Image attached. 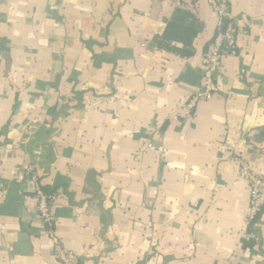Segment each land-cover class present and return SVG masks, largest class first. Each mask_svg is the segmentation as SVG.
I'll return each mask as SVG.
<instances>
[{
	"label": "crops",
	"instance_id": "1",
	"mask_svg": "<svg viewBox=\"0 0 264 264\" xmlns=\"http://www.w3.org/2000/svg\"><path fill=\"white\" fill-rule=\"evenodd\" d=\"M228 2L238 55L186 118L217 28L204 0H0V264H61L30 162L82 264H264L234 160L264 176V0ZM182 20L189 55L157 47Z\"/></svg>",
	"mask_w": 264,
	"mask_h": 264
},
{
	"label": "built area",
	"instance_id": "2",
	"mask_svg": "<svg viewBox=\"0 0 264 264\" xmlns=\"http://www.w3.org/2000/svg\"><path fill=\"white\" fill-rule=\"evenodd\" d=\"M201 0H171L176 9H188ZM215 11L217 18L216 33L208 44L202 57L203 73L202 87L195 92L185 106V117L193 115L200 102H208L219 92V79L223 61L226 57H236L239 51L238 38L242 29L231 16V6L228 0H204ZM176 121L178 118L175 119ZM149 148H152L149 145ZM239 176L249 188L248 224L255 226L264 209V176L253 171L249 160L236 157ZM26 177L32 183V190L38 202V216L47 226L53 245V251L61 264H82V259L74 252L65 249L55 231L53 207L62 199L57 193L46 192L41 184L40 170L37 162H30L24 167Z\"/></svg>",
	"mask_w": 264,
	"mask_h": 264
},
{
	"label": "trees",
	"instance_id": "3",
	"mask_svg": "<svg viewBox=\"0 0 264 264\" xmlns=\"http://www.w3.org/2000/svg\"><path fill=\"white\" fill-rule=\"evenodd\" d=\"M184 16L187 21H190L188 15ZM194 26L193 23L188 24L184 20L181 22H172L167 26L166 31L155 40V44L160 49L174 51L172 44L178 42L183 45L184 49L181 51L183 52L182 54L188 56L191 41L196 34L195 31H197Z\"/></svg>",
	"mask_w": 264,
	"mask_h": 264
}]
</instances>
